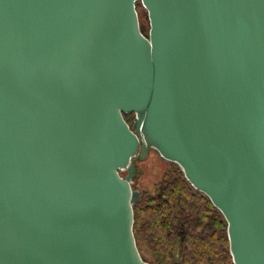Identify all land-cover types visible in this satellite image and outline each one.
Instances as JSON below:
<instances>
[{
    "label": "water",
    "instance_id": "obj_1",
    "mask_svg": "<svg viewBox=\"0 0 264 264\" xmlns=\"http://www.w3.org/2000/svg\"><path fill=\"white\" fill-rule=\"evenodd\" d=\"M136 1L0 0V264H154L150 148L264 264V0H140L147 36Z\"/></svg>",
    "mask_w": 264,
    "mask_h": 264
},
{
    "label": "trees",
    "instance_id": "obj_2",
    "mask_svg": "<svg viewBox=\"0 0 264 264\" xmlns=\"http://www.w3.org/2000/svg\"><path fill=\"white\" fill-rule=\"evenodd\" d=\"M135 7L137 11L143 8L140 0ZM138 20L147 36L141 13ZM123 116L132 127L134 114ZM163 160L162 176L133 204L138 250L143 245L148 261L154 264H233L223 215L186 180L175 162Z\"/></svg>",
    "mask_w": 264,
    "mask_h": 264
},
{
    "label": "rangeland",
    "instance_id": "obj_3",
    "mask_svg": "<svg viewBox=\"0 0 264 264\" xmlns=\"http://www.w3.org/2000/svg\"><path fill=\"white\" fill-rule=\"evenodd\" d=\"M143 7V6H142ZM145 8H141L139 11H137V14L141 13L143 16L142 20V28L144 30H148L149 24H148V18H147V11L145 16ZM139 167L141 169V175L135 179L133 187H138L142 191L144 190H150L152 189L154 183L159 180V178L162 176V173L164 171L165 162L164 160L159 156L158 152L154 149H152L149 152V155L146 160L140 162ZM139 252L147 258V260H150L149 254L143 249V245L139 248Z\"/></svg>",
    "mask_w": 264,
    "mask_h": 264
},
{
    "label": "flooded vegetation",
    "instance_id": "obj_4",
    "mask_svg": "<svg viewBox=\"0 0 264 264\" xmlns=\"http://www.w3.org/2000/svg\"><path fill=\"white\" fill-rule=\"evenodd\" d=\"M151 150H152V149L150 148L149 152H150ZM140 162H142V161H139V160L135 157V159H134V163H135V165H136L139 169H140V167H139L138 164H139ZM141 172H142V171H141V169H140V173H139V175L137 176V178L141 175ZM137 178H136V179H137Z\"/></svg>",
    "mask_w": 264,
    "mask_h": 264
}]
</instances>
